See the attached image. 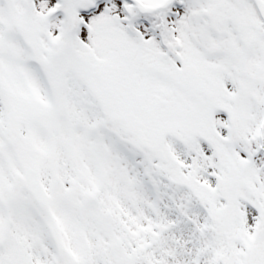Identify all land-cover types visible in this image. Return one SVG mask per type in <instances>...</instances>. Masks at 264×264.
Returning <instances> with one entry per match:
<instances>
[{
	"label": "snow or ice",
	"instance_id": "6c2138e0",
	"mask_svg": "<svg viewBox=\"0 0 264 264\" xmlns=\"http://www.w3.org/2000/svg\"><path fill=\"white\" fill-rule=\"evenodd\" d=\"M0 264H264V0H0Z\"/></svg>",
	"mask_w": 264,
	"mask_h": 264
}]
</instances>
